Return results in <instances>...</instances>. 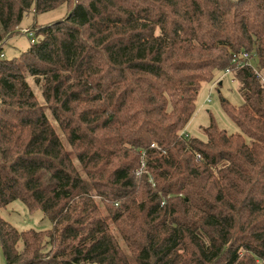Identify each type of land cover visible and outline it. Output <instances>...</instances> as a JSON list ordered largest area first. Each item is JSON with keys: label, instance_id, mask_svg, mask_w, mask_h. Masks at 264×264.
Returning a JSON list of instances; mask_svg holds the SVG:
<instances>
[{"label": "trees", "instance_id": "1", "mask_svg": "<svg viewBox=\"0 0 264 264\" xmlns=\"http://www.w3.org/2000/svg\"><path fill=\"white\" fill-rule=\"evenodd\" d=\"M62 5L19 58L0 47L6 264H264L254 70L232 76L240 106L222 99L239 133L211 116L204 140L185 134L202 86L235 55L264 73V0H0V45L31 11ZM16 201L53 228L18 230L2 216Z\"/></svg>", "mask_w": 264, "mask_h": 264}, {"label": "rangeland", "instance_id": "2", "mask_svg": "<svg viewBox=\"0 0 264 264\" xmlns=\"http://www.w3.org/2000/svg\"><path fill=\"white\" fill-rule=\"evenodd\" d=\"M67 14V5H62L53 11L38 15H35L34 12L31 11L24 18L18 29V33L8 38L4 45H0V47H3L6 58H19L21 53L26 51L31 45L29 37L23 32L33 29L35 25L41 27L58 22L64 19ZM251 64L258 68L257 60H255L254 57L252 58ZM223 75L224 72L219 73L213 82L206 83L202 86L197 100V110L190 124V137L193 136L204 140L205 136L202 133V128L209 126L211 116H213L218 126L229 134L239 133L238 127L222 108V99H227L232 105L237 107L243 103V99L238 92L239 83L232 77L233 75L226 77H223ZM28 82L38 97L40 104L44 106L45 102L42 93L34 82V78L28 75ZM211 89L212 95L210 94ZM210 95L212 96V102L207 103ZM47 113L50 115L48 111ZM185 134L187 135L186 132ZM61 136L66 144L64 136L62 134ZM77 166L79 167V165ZM2 216L20 231L29 229L44 231L53 228L52 222L45 218L42 211L39 210L31 214L27 207L20 201L14 202L3 210ZM0 264H6L1 250Z\"/></svg>", "mask_w": 264, "mask_h": 264}, {"label": "built area", "instance_id": "3", "mask_svg": "<svg viewBox=\"0 0 264 264\" xmlns=\"http://www.w3.org/2000/svg\"><path fill=\"white\" fill-rule=\"evenodd\" d=\"M23 33L29 37L31 44H35L39 41V38L36 36L35 32L32 29L26 30ZM0 58H4L3 53L0 54ZM251 61H252V57L249 53L244 52L239 55H235L233 59V65L224 71L223 77L232 76L236 69L243 68V67H251L254 70L257 77L260 78L262 83L264 84V73H262L257 67L251 64ZM210 94L212 95V89H211ZM211 95L208 98L207 103L212 102ZM143 168H144V164L142 166V169H140L139 171L140 175L143 173Z\"/></svg>", "mask_w": 264, "mask_h": 264}, {"label": "crops", "instance_id": "4", "mask_svg": "<svg viewBox=\"0 0 264 264\" xmlns=\"http://www.w3.org/2000/svg\"><path fill=\"white\" fill-rule=\"evenodd\" d=\"M7 40V39H6ZM6 42V41H5ZM193 120V119H192ZM190 124H191V122L189 123V125L187 126V128H186V130H185V132L188 134V135H190V133H189V129H190Z\"/></svg>", "mask_w": 264, "mask_h": 264}]
</instances>
